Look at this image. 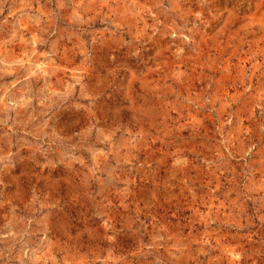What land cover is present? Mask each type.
<instances>
[{
  "label": "rangeland",
  "instance_id": "374dc122",
  "mask_svg": "<svg viewBox=\"0 0 264 264\" xmlns=\"http://www.w3.org/2000/svg\"><path fill=\"white\" fill-rule=\"evenodd\" d=\"M0 264H264V0H0Z\"/></svg>",
  "mask_w": 264,
  "mask_h": 264
}]
</instances>
